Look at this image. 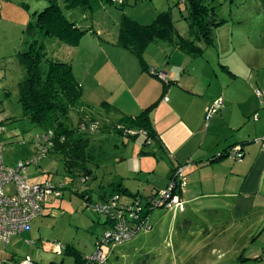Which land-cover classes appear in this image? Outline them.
Listing matches in <instances>:
<instances>
[{"label": "rangeland", "instance_id": "obj_1", "mask_svg": "<svg viewBox=\"0 0 264 264\" xmlns=\"http://www.w3.org/2000/svg\"><path fill=\"white\" fill-rule=\"evenodd\" d=\"M20 1H24L25 6L19 4L22 3ZM48 1L18 0L17 7L5 10L1 21L0 117L5 120V131L0 138L5 145L3 163L9 168L34 157V139L41 134L40 129L21 118L17 85L24 73L18 54L28 46L24 44L27 27L36 14L38 19V13L50 4ZM204 1L215 8L211 18L220 25L212 29L213 46L205 45L204 40L196 41L203 52L200 57L194 58L177 48L183 39H193L189 30L187 0H127L122 8L109 5L105 0H91V9H65L64 13L70 21L92 27L103 44L112 45L117 42L124 15L144 25L169 12L175 27V34L169 37L171 42L161 40L150 44L143 54L147 66L149 58H152L153 66L163 65L160 72L177 70L183 75V71L187 70L194 74H212L211 71H219L224 62L241 61L249 51L253 54L259 50L264 52L260 48L257 32V29L264 28V0ZM83 46L77 58L75 51L73 54L68 52L70 47L50 45L49 50L56 49L58 58L63 61L67 58L74 64L83 103L88 105L91 100L97 108L103 103H115L122 86L112 60L120 66V61L126 59L115 51L111 54L112 59L101 56L96 60L94 69L88 70L89 53ZM114 50L121 51L119 48ZM124 66L132 81H143L140 72L135 73L126 64ZM176 86L186 90L181 81L169 88ZM168 97L171 99V95L168 94ZM121 103L128 104V101L122 96ZM179 116L182 117L179 113L177 122ZM120 117L122 114L118 115ZM95 122L101 126L103 120ZM69 123L74 126L78 123L76 110L70 112ZM183 130L180 127V132ZM133 133L136 132L130 131V134ZM184 137H187L186 132ZM145 143L143 133L129 138L115 131H98L92 142L96 159L95 163L88 164L92 174L86 186L81 182L82 177L70 178L66 175L64 163L57 154H49L38 165L28 167L29 184L48 180L54 186L63 185L62 196L49 200L44 215L33 220L24 233L11 237L7 245L0 242V264H15V261L24 258H30L36 264H78L77 259L93 254L98 241L110 226L106 223L107 216L94 207L102 202L101 196L119 197V202L127 206L142 198V205L145 206L147 197L156 193V187L163 189L169 183L170 156L165 154L156 139ZM183 186L180 200L184 210L150 207L147 220L130 241L115 248H104L108 258L106 264H264L263 227L253 236L251 232L258 227L253 229L239 224L228 228L227 224L220 223L217 213L210 206L198 203L188 206L184 195L187 174L184 175ZM5 191L14 192V186L8 185ZM86 193H90V199L83 197ZM57 244L64 248L62 254L56 253Z\"/></svg>", "mask_w": 264, "mask_h": 264}, {"label": "crops", "instance_id": "obj_2", "mask_svg": "<svg viewBox=\"0 0 264 264\" xmlns=\"http://www.w3.org/2000/svg\"><path fill=\"white\" fill-rule=\"evenodd\" d=\"M20 2L25 6L24 1ZM59 3L62 4L63 0H59ZM16 4L18 0H0V26L5 10L15 8ZM79 27L88 32L80 44L76 48H68V52L73 54L75 51L77 58L84 44L83 47L89 53L86 63L88 70L94 69L96 60L101 56L112 59L111 54L115 51L126 59L120 61V66L112 60L122 90L117 101L111 104L113 110L101 109L102 120H115L119 114L136 116L154 103L157 106L159 104V109L156 106L153 110L151 120L158 135L157 141L171 158L172 167L167 181H170L175 168L183 167L184 175L187 174L184 195L189 207L191 204L195 206V203L210 206L217 213L220 223L227 224L228 228L239 224L253 229L258 227V230L251 232V236L263 229L264 151L261 141L264 139V52L259 50L253 54L249 51L241 61L224 62L219 71L213 70L212 74H194L187 70L183 71V75L177 70L163 72L170 85H178L181 81L186 89L182 90L177 89V86L169 88L170 85L144 70L141 63H136L139 60L129 51L103 44L92 27L85 24H79ZM257 32L260 48L264 50V28L257 29ZM149 59L148 68L162 69V64L155 67L152 58ZM64 61L70 62L67 58ZM124 64L135 73L140 72L143 81H132ZM72 67L76 77L73 63ZM257 91L261 94L257 95ZM122 96L128 104L121 103ZM219 98L224 100L223 109L206 123L207 107ZM89 101V106L94 103ZM179 113L182 117L179 116L177 122L176 116ZM180 127L184 129L182 132ZM184 132L187 137H184ZM234 146L243 149L240 161L228 157L210 161L214 155ZM18 262L15 261V264Z\"/></svg>", "mask_w": 264, "mask_h": 264}, {"label": "trees", "instance_id": "obj_3", "mask_svg": "<svg viewBox=\"0 0 264 264\" xmlns=\"http://www.w3.org/2000/svg\"><path fill=\"white\" fill-rule=\"evenodd\" d=\"M49 1L50 4L38 13V19L36 14V18L27 27L24 44L28 46L26 50L18 54L24 73L23 79L17 85L21 118L40 129L41 134L37 136L49 132H52L54 135L51 138L52 145L48 147L45 156L40 162L49 154L59 155L61 161L64 163L66 175L70 178L77 176L82 177L81 182L86 186L92 174L88 164L95 163L96 159L95 151L92 147V142L94 141L96 133L98 131H115L117 134L126 135L129 138H136L139 133H143L146 137V143L150 142L152 139L158 140L157 132L151 120V114L156 108L157 103L142 110V112L136 116L124 115L115 120L110 119L109 121H103L101 126L96 123L95 121L102 119L99 118L102 113V108L103 110H113V107L108 103H103L100 107L95 108L83 103L82 89L75 78L72 63L65 62L58 58L59 56H56V49L51 52L49 50L50 45L56 46L57 48L61 46L76 48L80 44L82 38L88 31L81 29L76 21H70L65 16L64 10L75 8L91 9V0H63V7L59 3V0ZM105 1L109 5L119 8L127 4V0ZM186 4L190 12L189 30L193 39H183L179 42L177 48L183 50V52L192 57H199L203 49L196 41L198 39L204 40L205 45L213 46L214 38L212 29L220 25V22H214L211 18V13L215 8L209 7L205 4L204 0H187ZM174 31V23L169 12L160 14L151 23L144 25L124 15L119 27L117 42L112 43V45L129 51L139 60L143 69L148 71L150 68H148L143 58L145 50L150 44H155L161 40L171 42L169 37L175 34ZM161 73L163 72L157 69H151L150 72L151 75L157 78ZM164 75L166 80L161 81L166 85H170L167 75ZM73 110H76L78 117L76 126L69 123L70 112ZM2 125L5 127V120H3ZM94 126L96 127L95 129ZM130 131H135L136 134H130ZM35 149L36 155L39 148L35 145ZM229 149L221 153L224 155L221 158L214 159L216 154L210 161H219L225 158L227 156L226 152ZM177 168L173 170L170 181L175 178ZM56 187L58 188V186ZM58 189L59 192H61L64 186L61 185ZM122 190L126 191V189ZM160 190L161 189H156V193ZM61 196L62 194L60 193L58 197ZM83 197H88V199H90L91 195L90 193H86ZM152 197H147L146 206L138 212V218H132L128 211L123 213L127 220L128 228L134 233L133 237L147 220L151 212L149 208L153 207L154 209L153 203L151 202ZM116 198V196H101L102 202L97 203V205L111 203L115 201ZM137 201L142 202V198ZM116 202L118 208L121 206L129 208L134 204L132 203L130 206L122 205L119 202V197ZM110 220V217H107L106 223L111 226L112 223ZM85 258L86 257H82L80 260L77 259L78 264H83Z\"/></svg>", "mask_w": 264, "mask_h": 264}, {"label": "built area", "instance_id": "obj_4", "mask_svg": "<svg viewBox=\"0 0 264 264\" xmlns=\"http://www.w3.org/2000/svg\"><path fill=\"white\" fill-rule=\"evenodd\" d=\"M122 1V0H119ZM160 80L165 81V75L159 74ZM260 95V91L256 92ZM168 101V99H166ZM224 100L219 98L212 105L207 107L205 112L206 123L224 107ZM3 119L0 117V136L5 131L2 125ZM96 127L94 126V129ZM136 134V133H133ZM53 133L49 132L41 136H36L34 139L35 145L39 148L36 155L27 162H20L15 168L6 167L3 163V153L5 145L0 138V241L8 243L11 237L18 236L25 232L30 223L44 213V204L52 197L60 196L59 189L51 184L48 180L42 183L29 184V175L27 174L28 167L37 165L45 156L47 149L52 145ZM261 146L264 151V139L261 141ZM228 158L240 161L243 154L240 146H234L227 152ZM221 153H218L214 159L221 158ZM184 169L178 167L176 169L175 178L170 181L169 185L155 193L151 199L154 208L163 210H178L183 211L184 206L180 200V194L183 189ZM12 184L14 192L7 193L5 188ZM107 204L95 205V209L107 217H110L111 226L107 229L102 238L97 243L96 251L86 256L83 264H106L107 257L104 253V247H116L132 239L134 233L127 226V220L123 215L124 212H130L132 218H138V212L142 210L141 201H136L131 207L118 208L117 201ZM55 251L58 254L63 252V247L56 245ZM16 264H35L30 258H24Z\"/></svg>", "mask_w": 264, "mask_h": 264}]
</instances>
